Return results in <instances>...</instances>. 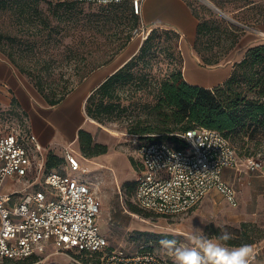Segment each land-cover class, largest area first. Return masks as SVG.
<instances>
[{"label":"trees","instance_id":"trees-1","mask_svg":"<svg viewBox=\"0 0 264 264\" xmlns=\"http://www.w3.org/2000/svg\"><path fill=\"white\" fill-rule=\"evenodd\" d=\"M43 1L49 4L54 19L64 20L65 34H69L80 19L81 24L90 26L88 35H83L84 39L79 42L81 52L73 50L70 42L65 44L69 49L65 56L67 60L78 57L79 53L81 60L98 55L92 65L84 63L82 72L76 76H52L50 72L43 75L41 70L56 67L60 60L50 58L27 62L0 43L1 51L28 75L38 92L53 105L92 70L109 62L127 45L133 29L138 26V13L134 12L130 0L103 4L78 0ZM0 2L15 3L14 11L23 23L38 20L48 25V19L39 6L41 0ZM82 2L101 6L98 11L86 10ZM191 10L197 18L193 47L204 63L219 62L237 44L244 29L205 3H199L198 7L192 5ZM56 26L52 24L50 29ZM110 29L111 32H107ZM113 33L123 39L107 44V48H101L100 43L95 42L97 37L106 39ZM179 40L180 33L175 28L152 26L137 50L87 95L84 109L88 116L100 122H126V130L139 142L157 140L180 146L183 138L178 133L193 126H203L220 131L239 158L264 152V41L247 46L243 54L233 61L229 75L209 87L185 79ZM77 139L81 150L89 149L92 136L88 130L79 129ZM134 143L137 147L138 142ZM94 146L96 149L92 154L105 152L104 144L95 143ZM62 160V157L48 152L46 167L56 166ZM134 186L135 180L132 190ZM84 260L88 261V258L84 257Z\"/></svg>","mask_w":264,"mask_h":264},{"label":"rangeland","instance_id":"rangeland-1","mask_svg":"<svg viewBox=\"0 0 264 264\" xmlns=\"http://www.w3.org/2000/svg\"><path fill=\"white\" fill-rule=\"evenodd\" d=\"M56 1L52 0L53 3ZM208 1L220 8L230 21L238 22L236 24L244 29L237 44L219 62L224 61L225 58L236 60L243 54L247 46L258 41H264V33H262L264 32V0ZM199 3L207 4L203 0H142L141 11L138 13V26L133 29L127 45L112 60L115 59L117 64L124 61L137 50L152 26L170 27L172 20L185 12L190 24L187 25L186 32L183 37L180 36L179 40V48L183 57L196 56L200 66L204 68L210 66L211 64L203 62L193 47L194 32L190 31L197 22L191 13V6L198 7ZM81 4L86 10L98 11L101 6L86 2ZM14 6L15 3L6 2L3 4L0 2V43L4 44L7 49H12L15 56H19L20 60L27 62L50 58L60 60V64L56 67L47 69V71L41 70V74L46 75L50 72L52 76H67L69 74L76 76L82 72L84 63L92 65L98 59V55H93L81 60L79 59L80 53L76 58L70 60L65 58L69 52L65 44L70 42L73 50L81 52L82 46L79 42L83 35L86 36L90 32V26L81 24V19L76 27L70 29L69 34H65L64 20L52 17L47 1L41 0L39 6L42 8L43 15L48 19V25L38 20L35 23H23L17 18ZM198 9L200 13H204L200 7ZM52 24H57L55 29H50ZM250 27L258 28L262 32H256ZM171 28L173 27L171 26ZM111 30L107 32H111ZM122 39V36L113 33L106 39L97 37L95 42H99L101 48H107V44H115ZM30 47L31 49H29ZM21 73L26 77V80L32 83L26 73L22 71ZM84 103L77 111V123L81 119L84 121L82 128L91 133V145L86 151L81 150L79 139L72 145L78 146L83 156L92 157L101 163L109 164L101 160L102 155L115 154L117 158L114 159L113 163L117 166L118 171L121 170L126 175L124 178L118 176L119 185L117 187L107 166H100L93 161L84 160L81 156L82 166L73 171L78 179L91 184L100 208L98 226L100 231L107 236L111 246L136 249L140 245H144L174 261L172 256L167 255L161 249L158 241L175 239L181 246L197 247L196 244L199 243V240H193L190 236L194 233L197 236L203 235L209 241L219 243L229 250L239 248L242 245H250L254 253V258L251 259L250 264H264V183L257 185L259 192L256 195L249 196L246 194V198L242 199L237 206L230 205L220 192L212 191L195 206L178 214L160 215L152 211L142 210L132 200L133 181L137 176L139 164L135 152L134 134H130L126 130V122H100L91 116L89 117L93 119L92 122L85 120L88 114L85 112ZM136 111H138L137 108ZM9 114L7 117L0 116V130L9 129V126L14 122L22 125L23 117L26 115L19 108L11 109ZM142 140L152 139L142 138ZM167 141L170 140L167 139ZM95 143L104 144L105 152L92 154V151L96 149ZM255 158L264 162V152H257ZM241 159L243 164L247 166L246 157L242 156ZM14 183L20 185L18 182ZM12 185L10 182L9 186ZM130 211L139 216L130 214ZM224 231L230 233L231 238L227 241L218 240L217 237ZM201 254L203 255L202 250ZM84 257L80 255L79 259L86 262ZM6 264L78 263L71 260L67 254L57 252L51 246H47L45 252L40 255ZM204 264H211V261L205 259Z\"/></svg>","mask_w":264,"mask_h":264},{"label":"built area","instance_id":"built-area-1","mask_svg":"<svg viewBox=\"0 0 264 264\" xmlns=\"http://www.w3.org/2000/svg\"><path fill=\"white\" fill-rule=\"evenodd\" d=\"M78 1L103 4L123 0ZM130 1L139 13L142 0ZM178 134L183 138L180 146L157 140L139 142L134 136L140 168L132 200L143 209L174 215L216 189L236 206L235 189L222 176L225 167L239 160L228 139L203 126ZM72 144L64 146L63 161L57 167L47 168L44 147L35 133L16 124L0 130V264L40 255L47 246L78 264H174L144 245L136 249L110 245L98 226L100 208L90 184L73 174L82 166L83 156ZM245 160L251 170L264 168V162L255 156ZM8 178L22 185L6 190ZM80 255L88 261H81Z\"/></svg>","mask_w":264,"mask_h":264},{"label":"crops","instance_id":"crops-1","mask_svg":"<svg viewBox=\"0 0 264 264\" xmlns=\"http://www.w3.org/2000/svg\"><path fill=\"white\" fill-rule=\"evenodd\" d=\"M192 15L194 16L193 13ZM187 19L188 16L185 12H182L181 16L177 15V17L172 20L170 27L172 26L178 30L180 36L183 37L187 25L190 24ZM196 24L190 29V31L192 30V32H194V35ZM223 58L221 60H223ZM112 59L91 71L60 102L50 105L34 85L26 80V77L22 75L19 68L0 49V116L7 117L10 115L9 111L11 109L19 108L26 113V115L23 117L22 125L18 122H14L13 124L20 126L22 130L35 133L39 142L44 147L45 155L48 152H52L63 158L64 146L70 141H73V144H75L78 138V130L82 128L84 122L81 119V121L77 123L78 109L82 106L83 102H85L87 95L92 89L126 60L117 64L116 60ZM197 61L196 56L188 58L183 57V74L185 79L192 83L211 87L223 81L229 75L234 59L225 58L224 61L213 63L205 68L200 66ZM85 120L89 122L93 121L89 116H86ZM73 146L74 148H78L76 145ZM77 148L75 149L80 153L79 148ZM80 155L82 154L80 153ZM101 157L102 161L108 162L109 164L95 161L92 157L83 156L84 160L93 161L100 166H107L118 187V176L124 178L126 175L125 172L121 170L118 171L117 166L113 163L117 156H115V154H104ZM139 168L140 163L138 164V169ZM222 176L234 187L238 205L242 199L246 198V194L254 196L259 192L257 185L264 183V168L260 170H251L246 164H243L242 159L240 160L239 158L237 164L223 169ZM10 182L13 184L11 187L9 186ZM14 182L17 181L8 178L5 181L4 188L10 190L22 185L21 182H18L20 185H15ZM212 191L218 190L212 189L206 195Z\"/></svg>","mask_w":264,"mask_h":264},{"label":"clouds","instance_id":"clouds-1","mask_svg":"<svg viewBox=\"0 0 264 264\" xmlns=\"http://www.w3.org/2000/svg\"><path fill=\"white\" fill-rule=\"evenodd\" d=\"M200 231V230H199ZM193 240H199L197 247L181 246L175 239H161L158 241L161 249L174 258V264H204L205 259L211 264H250L254 253L250 245L229 250L219 243H213L203 235L190 234ZM231 234L227 231L221 233L217 239L227 241ZM201 250L203 255L201 254Z\"/></svg>","mask_w":264,"mask_h":264},{"label":"water","instance_id":"water-1","mask_svg":"<svg viewBox=\"0 0 264 264\" xmlns=\"http://www.w3.org/2000/svg\"><path fill=\"white\" fill-rule=\"evenodd\" d=\"M204 2H206L207 4H209L211 7H213L215 10H217L218 12H220L221 14L225 15V13L220 9L218 8L216 5H214L213 3H211L210 1L208 0H203ZM235 22V21H234ZM235 23H238V22H235ZM248 27V26H247ZM249 28V27H248ZM252 30L256 31V32H260V29L258 28H254V27H250Z\"/></svg>","mask_w":264,"mask_h":264},{"label":"bare ground","instance_id":"bare-ground-1","mask_svg":"<svg viewBox=\"0 0 264 264\" xmlns=\"http://www.w3.org/2000/svg\"><path fill=\"white\" fill-rule=\"evenodd\" d=\"M261 32H262V31H261ZM262 33H264V32H262ZM130 214L135 215V216H136V215L139 216L138 214H136V213H134V212H131V211H130Z\"/></svg>","mask_w":264,"mask_h":264}]
</instances>
